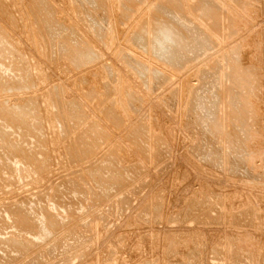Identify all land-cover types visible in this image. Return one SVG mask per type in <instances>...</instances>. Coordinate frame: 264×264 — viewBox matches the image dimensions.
Instances as JSON below:
<instances>
[{
	"label": "rangeland",
	"instance_id": "rangeland-1",
	"mask_svg": "<svg viewBox=\"0 0 264 264\" xmlns=\"http://www.w3.org/2000/svg\"><path fill=\"white\" fill-rule=\"evenodd\" d=\"M34 1L0 0V264H264V0H45L53 40Z\"/></svg>",
	"mask_w": 264,
	"mask_h": 264
},
{
	"label": "bare ground",
	"instance_id": "bare-ground-1",
	"mask_svg": "<svg viewBox=\"0 0 264 264\" xmlns=\"http://www.w3.org/2000/svg\"><path fill=\"white\" fill-rule=\"evenodd\" d=\"M45 1V0H44ZM43 0H35L34 3H33V7L36 8V11H37V15H41V18L43 20V22L45 23L44 27L45 29L47 30V33H48V38L52 39L54 38V36L57 34L56 32L59 31L63 26H57L56 24H54L52 21V14L49 13L50 10L48 11V9H46L47 7V3L46 1L44 2ZM88 2L90 1V4H93V2L95 0H87ZM103 1V0H101ZM202 3L200 5V7H202V9L204 10V16L207 18V19H211L213 21V24H219L220 22V19H221V14H222V10L225 9L223 7L222 10L219 8L221 4H218V2L216 3L215 0H201ZM46 3V4H45ZM83 3V2H82ZM221 3V2H220ZM223 6V5H222ZM176 7V11H172V9H170L168 7V5H165V4H161V5H158L157 6V10L160 11L163 15H164V19L163 20H156V24L154 25L155 26V30H156V35H155V39L159 42H162L163 41H166V40H169L171 38V41L172 39L175 40L176 42V52L171 54V56L168 58V61L171 63L172 61H175V62H172V63H176V65H181L183 64L187 58H186V54H185V51L183 50L185 46H189L190 48H193V49H201L204 45H205V40H202L200 38H198L197 36H193L191 38V41L185 45L183 42H184V30H183V25H184V18H183V15H182V11H181V6L179 4H176L175 5ZM35 10V9H33ZM45 11V12H44ZM33 13V11H32ZM33 15H35L33 13ZM35 17V16H34ZM40 18V19H41ZM97 19V18H96ZM96 19L93 18V22L96 21ZM38 20V19H37ZM92 20V18H91ZM42 23V22H41ZM92 24V23H91ZM41 27V25H40ZM43 28V27H42ZM41 30V29H40ZM43 31V30H42ZM41 31V32H42ZM44 33L45 30L43 31ZM43 32H42V35H43ZM73 34V32H72ZM46 35V34H45ZM70 36H71V33H70ZM74 36V34H73ZM69 37V36H68ZM135 37H142V35L140 36V34H136ZM44 38V37H43ZM73 39V37H71ZM71 39V40H72ZM74 41V40H73ZM54 42V41H53ZM77 43V42H76ZM69 45V44H67ZM71 45V44H70ZM66 46V45H65ZM66 49L69 50V53H71L73 57L76 58V60L78 61V59L80 58H84L85 56H91V51L84 47V46H78V47H75L74 45H71V46H66ZM68 52V51H67ZM87 58V57H86ZM85 59V58H84ZM81 60V59H80ZM73 61V60H72ZM75 61V60H74ZM167 61V62H168ZM80 62V61H79ZM75 64V63H74ZM172 65V64H171ZM235 77V74L233 73L232 74V80L235 81L234 79ZM236 83V82H235ZM235 85V84H234ZM237 87V86H236ZM235 87V88H236ZM233 87H231L232 89ZM238 89V88H237ZM235 89V90H237ZM234 92V91H233ZM239 92V91H238ZM235 92L233 93V96H234ZM237 94V93H236ZM235 94V95H236ZM241 94V93H240ZM231 95V93H230ZM238 95V94H237ZM236 95V96H237ZM234 96V97H236ZM242 96V95H241ZM243 97V96H242ZM231 98V97H230ZM232 99V98H231ZM230 99V100H231ZM235 99V98H234ZM238 99V98H237ZM242 99V98H241ZM229 100V101H230ZM236 100V99H235ZM232 101V100H231ZM231 101L229 102L231 104ZM238 101V100H237ZM236 101V102H237ZM234 102V101H232ZM238 103V102H237ZM236 103V104H237ZM72 104V103H71ZM233 104V103H232ZM231 104V105H232ZM245 104V103H244ZM239 105V104H238ZM74 106V104H73ZM234 106V105H233ZM237 106V105H235ZM234 106V107H235ZM6 108V107H5ZM74 108H77V107H74ZM240 108V107H239ZM238 109V108H237ZM245 109V108H244ZM12 110V109H11ZM75 110V109H74ZM74 110H72L71 108V111L74 113ZM236 110V109H234ZM7 111V110H6ZM212 111V110H211ZM241 111V109H240ZM5 112V111H4ZM233 112V111H232ZM214 112L212 111V114ZM8 114V113H7ZM10 114V113H9ZM210 114V113H209ZM4 116V115H3ZM1 117V116H0ZM17 117V116H16ZM10 118V117H9ZM19 120V119H18ZM213 125V124H212ZM211 125V126H212ZM216 126V125H215ZM2 130V129H1ZM12 146V145H11ZM21 151V150H20ZM19 152V150H18ZM32 152V150H31ZM72 153V152H70ZM21 157V156H20ZM25 158V157H24ZM10 160V159H9ZM118 183V181H117ZM74 187V186H73Z\"/></svg>",
	"mask_w": 264,
	"mask_h": 264
}]
</instances>
